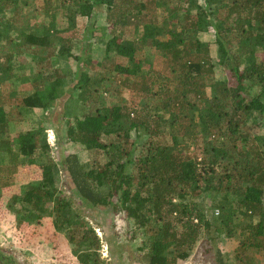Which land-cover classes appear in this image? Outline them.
I'll return each instance as SVG.
<instances>
[{"label": "trees", "instance_id": "16d2710c", "mask_svg": "<svg viewBox=\"0 0 264 264\" xmlns=\"http://www.w3.org/2000/svg\"><path fill=\"white\" fill-rule=\"evenodd\" d=\"M34 1L0 0V14L11 13L0 19V45L14 44L10 31L18 10L24 11L23 24L39 17ZM43 1L40 16L49 23L20 31L26 46L44 51L55 41L50 56L73 58L84 68L67 88V74L54 68L44 87L20 104L14 99L18 92L3 90L18 79L14 54L0 63V99L7 95L10 105L0 102V173L6 166L15 179L20 164L26 173L40 163L39 177L9 196L10 208L19 203L22 211L52 217L80 264L104 263L102 241L72 209L65 191L90 212L105 207L123 213L135 227L129 242L146 264H184L200 240L215 243L219 235L229 239L239 230L236 261L217 252V264H257L248 251H264V0ZM96 15L105 18L109 32L100 40L105 53L100 63L82 57L62 37L75 29L78 16ZM205 31L215 38L202 41ZM213 60L224 68L221 80ZM116 81L145 99L139 109L90 106ZM70 94L75 116L61 117L67 125L62 143L40 139L45 129L24 130L15 136L14 149L7 108L45 111ZM250 120L261 134H252ZM132 132L139 143L131 141ZM66 138L84 147L85 166L60 146ZM200 140L203 151L192 156L190 148ZM12 179L0 176V190L15 189ZM202 194L212 198L215 218L198 201Z\"/></svg>", "mask_w": 264, "mask_h": 264}, {"label": "rangeland", "instance_id": "374dc122", "mask_svg": "<svg viewBox=\"0 0 264 264\" xmlns=\"http://www.w3.org/2000/svg\"><path fill=\"white\" fill-rule=\"evenodd\" d=\"M30 7L31 6L26 9L33 12L36 8V13L39 17H31L28 23L26 18L25 24H23L22 21H20V15L24 14V11L23 9L18 10L22 13H18L15 16L17 22L10 31L14 44L9 45L10 43L8 44L6 42L7 44L0 45V63H7L8 57L14 54L12 63L14 64L18 78L12 81L9 87H4L3 90L5 92H18L20 95L14 99L16 103L20 104L22 103V99L31 95L37 87H44L48 73H52L54 68L67 74L68 82L65 86L66 88L69 85H74L70 81L74 78L75 72L79 74L78 71L84 68L83 63H77L73 58L57 55L50 56V52L54 49L55 41L45 45L47 48L44 51L38 50L37 48H28V46H26L25 39L20 35V31L27 30V25L34 26L39 24L40 26H44L49 23L48 18L40 16V11H44L43 0H35L33 10ZM164 15L163 17H169L167 13ZM1 17L9 19L11 17L10 11L6 13L5 16L0 14V19ZM76 20L75 29L62 34V37L69 38L70 44L73 46L72 49L79 52L85 59L88 58L93 63L102 62L105 53L103 43H101L100 40H104L109 33L107 28L108 23L105 21V18L101 15H96V17L91 20L86 17L78 16ZM159 20L161 21L162 17H159ZM171 21L174 20L171 19ZM2 25L1 20V29L3 27ZM64 25L66 24L64 23ZM62 28H64V26H62ZM200 38L204 42L212 41L215 35L211 31H205L201 33ZM73 40L78 41V50ZM151 61H154L155 67H159L156 59H152ZM213 63L216 64V78L221 80L225 74L224 68L219 65L218 60H213ZM116 82L117 83L112 86H110V84L106 86L109 87L110 90L104 95H101V98L90 100V106L94 109L100 106L101 109H106L114 105H127L131 109H139V105L144 103L145 99H142L141 95L130 92L128 89L121 86L120 82ZM70 97L71 94L63 95L62 98L56 101L52 108L45 111L39 108L29 109L28 107H24L17 112L11 107L7 108L14 149H18L15 136L24 130L37 131L45 129V133H43V135L41 133V136L39 135L40 139L46 138L52 145H55L57 141L62 143V141L65 140L67 125L66 123H60L61 117L63 116V119H66L71 117L74 118L75 116V110L68 107V99H70ZM8 99L9 97L7 95H2L0 102H5L7 106H10L8 105ZM77 105L78 104H76V106ZM248 125L252 126L251 132L255 136L263 132L260 129L261 126L253 123L252 120L249 121ZM102 139L104 142H108V137L103 136ZM67 141L66 138L65 144L60 146L62 147L64 145L66 153L76 154L81 163L85 166L88 161V154L84 147L80 144H69ZM131 141L136 144L139 143V138L136 137L134 132L131 134ZM203 144V141L200 140L197 146H191L190 152L192 156L201 155ZM54 152L55 151L52 150L50 155H55ZM38 153H42V148H40ZM136 153L137 151L135 148V155ZM38 160L43 162V159ZM38 163L39 162L30 166L29 172L25 170L26 173H21L23 168L22 164H20V166L17 167L18 169L20 168V171L18 170V172H16L15 179H12V177L15 176H12L11 171L6 166H1V169H4L1 171L0 176L10 177L15 189L8 190L7 192L0 190L1 193L5 192L6 194L5 199H0V264H80L75 256L74 247L69 244L65 232H58L56 230L52 217H41L38 216V214L22 211L19 203L13 207V210L10 208L9 202H13L14 204V200H11L12 197L9 198V196H12L14 192L19 190V185L27 186L30 181L39 177L40 169L37 167ZM16 183L18 184L15 185ZM65 192L67 196L71 198L72 209L88 223L89 228L96 231L98 237L101 239L102 249L100 247L98 251H100L101 259L105 260L103 264H146V262L142 260L143 253L140 254L136 251L129 242L132 239V233L135 227L130 224L123 213H113L112 210H108L105 207L90 212L83 209L81 203L73 194L67 191ZM198 201L201 203L202 208L209 218L216 217V214L212 216L217 210L214 211L213 201L210 196L202 194ZM243 221L245 222L246 219L244 218ZM240 232L241 230L236 233L235 237L229 239L225 235H219L215 243L207 239L200 240L194 250H192L191 257L186 264L188 262V264H217V252H221L223 257L227 255L234 260L235 253L237 252L242 238V236L239 238ZM210 237H214V234L211 233ZM248 253L249 256L255 259L257 264H264V251H257L251 248Z\"/></svg>", "mask_w": 264, "mask_h": 264}, {"label": "crops", "instance_id": "0c3cea01", "mask_svg": "<svg viewBox=\"0 0 264 264\" xmlns=\"http://www.w3.org/2000/svg\"><path fill=\"white\" fill-rule=\"evenodd\" d=\"M186 262H187V261H186ZM186 262H184V263L186 264ZM188 263H189V262H188ZM188 263H187V264H188Z\"/></svg>", "mask_w": 264, "mask_h": 264}, {"label": "built area", "instance_id": "2783aa9c", "mask_svg": "<svg viewBox=\"0 0 264 264\" xmlns=\"http://www.w3.org/2000/svg\"><path fill=\"white\" fill-rule=\"evenodd\" d=\"M54 141H55V139H54ZM50 142V141H49Z\"/></svg>", "mask_w": 264, "mask_h": 264}]
</instances>
